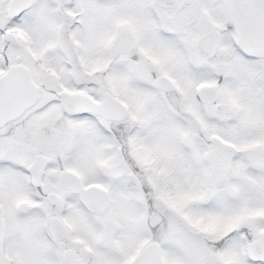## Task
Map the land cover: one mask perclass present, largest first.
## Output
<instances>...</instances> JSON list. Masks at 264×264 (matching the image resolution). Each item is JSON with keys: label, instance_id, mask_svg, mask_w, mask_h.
Here are the masks:
<instances>
[{"label": "snow or ice", "instance_id": "snow-or-ice-1", "mask_svg": "<svg viewBox=\"0 0 264 264\" xmlns=\"http://www.w3.org/2000/svg\"><path fill=\"white\" fill-rule=\"evenodd\" d=\"M0 264H264V0H0Z\"/></svg>", "mask_w": 264, "mask_h": 264}]
</instances>
